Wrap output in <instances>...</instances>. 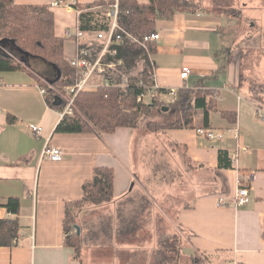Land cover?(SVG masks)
<instances>
[{"label":"crops","instance_id":"obj_1","mask_svg":"<svg viewBox=\"0 0 264 264\" xmlns=\"http://www.w3.org/2000/svg\"><path fill=\"white\" fill-rule=\"evenodd\" d=\"M53 1L15 0V3L36 6L50 5ZM114 1L119 0H76L82 7ZM135 1L147 3V0ZM52 11L56 35L66 40L64 53L69 49L73 58L77 43L66 39V32L75 28L76 12L64 7H53ZM222 17L207 11L176 13L171 19L159 20L155 28L161 34L152 57L159 83L167 88L182 87L184 82L180 76L183 68L188 67L191 71L187 81L189 89L216 93L217 108L210 112L209 129H237L239 142L251 150L249 154L240 155L233 170L219 169L218 152L222 150L232 155L237 141L232 133L222 142L200 136L197 130L207 129L203 111L198 112L192 129L164 131L173 137L171 140L176 146L185 150L191 172L195 171L198 181H203L194 182L198 186H193L190 200L175 211L174 223L180 234L174 233L173 237L179 238L180 260L185 263L203 258L207 264H264V105L250 104L254 107L251 128H242L246 118L240 103L244 98L238 95V89L230 91L227 84L220 87L223 78L218 77L219 67L212 51L216 50L213 35L226 29V20L221 21ZM65 57L70 59L66 54ZM26 67V70L0 72V220L18 219L20 224L17 243L0 247V264H83L75 258L74 250L64 244V220L66 206L82 199L83 186L93 179L96 168L114 169V199L109 204L87 210L83 213L87 214L85 218L101 214L107 218L101 226L106 227L110 225L108 220L112 212V218L122 221L112 222L116 229L131 221L144 226L146 221L143 213L150 200L143 197L139 204L131 198L137 192L133 184L139 178L134 172L135 132L121 128L101 137L55 134L62 119L59 111L48 105L37 81L38 75L48 72L50 67L35 57L28 60ZM198 76L201 77L199 82ZM254 110L257 121L253 117ZM222 112L236 113V124L223 117ZM9 117L16 121L10 122ZM32 125L42 127L40 136L31 132ZM47 146L63 151L62 162L44 157ZM205 176L210 180H203ZM239 180L250 188L251 202L236 208L230 205L240 187ZM10 198L21 201L18 216L4 207ZM221 200L228 206H219ZM133 203L138 207L131 216H126L120 208ZM99 233H95L98 242L102 240ZM103 237L114 247L120 236ZM136 246L134 243L121 246L123 249L114 248L129 253L126 264H143ZM153 257L155 255L151 254V261ZM113 264L123 263L116 260Z\"/></svg>","mask_w":264,"mask_h":264},{"label":"trees","instance_id":"obj_2","mask_svg":"<svg viewBox=\"0 0 264 264\" xmlns=\"http://www.w3.org/2000/svg\"><path fill=\"white\" fill-rule=\"evenodd\" d=\"M108 4L98 2L93 5L106 6ZM120 7L123 11V26L139 39H143L154 31L159 20L171 19L176 13H197L195 7L179 0H147L145 4H140L135 0H120ZM83 8L86 7L75 6V9ZM209 14L219 16L214 12H209ZM80 18L82 19V30H93L90 24L91 18L87 14H83ZM6 39L9 42L5 43V51H0V72L26 70L27 62L24 61H27V58L21 53L24 52L42 60L50 67L48 72L38 75L40 79L50 83L58 77V71H61L62 77L52 85L54 88L64 90L75 84L79 78L77 70L66 60L64 53L66 40L56 35L55 14L51 4L25 6L17 5L15 0H0V42ZM149 48L155 55L157 44H149ZM6 49L10 50V53L6 52ZM144 52L143 48L137 45L121 46L119 47V58L125 61L127 68L134 69L136 61L144 55ZM18 57L21 59L18 60ZM146 64L145 70L148 73L152 67L150 63ZM240 80L242 84V77ZM38 83L41 88L46 89L44 97L48 105L57 111H62L63 105H59L55 91L53 92L50 86L42 84L39 80ZM141 92L142 89L135 86V81L132 82L127 93L122 92L119 88L105 87L96 91H85L76 100V113L73 116H65L56 127L55 134H93L100 137L103 134H113L121 128L135 130L138 128L141 117H145V113H151L153 109L163 113L164 107H168V113H173L177 119L172 123L171 121L165 124L149 123L147 130L150 133L192 129L194 119L199 111L204 112V127L210 128V112L217 108L216 93L202 89L181 88L178 100L172 105L162 103L145 105L138 102ZM250 94L257 105H264V90L262 88L261 91H258L254 87L250 90ZM222 116L228 118L233 124L237 122L236 113L222 112ZM9 121L15 122L16 120L9 117ZM230 156L226 151L218 152L219 169L233 170L235 168ZM114 183V169L98 167L95 169L93 179L84 184L82 199L66 206L64 244L74 250L77 260L81 259L84 237L82 225L78 222L75 212L83 211L88 206L96 208L111 203L114 199ZM4 207L9 213L18 216L21 211V201L18 198H10ZM132 222L123 225L122 233L127 235L122 237L134 236L143 227V225L135 223L136 221ZM77 227L80 228V234H78ZM19 231L18 219L0 220V247L14 246L18 241ZM171 254H174V257ZM154 255L153 264H171V261L182 264L179 238H168L160 242V250ZM202 262L203 260L194 258L186 264H206Z\"/></svg>","mask_w":264,"mask_h":264},{"label":"rangeland","instance_id":"obj_3","mask_svg":"<svg viewBox=\"0 0 264 264\" xmlns=\"http://www.w3.org/2000/svg\"><path fill=\"white\" fill-rule=\"evenodd\" d=\"M179 1L195 7L197 12H214L223 16L220 18L221 21L226 20V29L213 35V39L216 40V50L214 52L213 49L212 57L219 67L218 77L223 78L220 87L223 88L227 84L230 91L233 88L238 89V95L244 98L240 103L246 118L242 128L250 129L251 109H254L250 104L257 105L254 98L251 97L250 90L254 87L258 91H261V88L264 90V0ZM6 52L10 53V50L6 49ZM65 54L68 58H72L69 49L65 51ZM20 59L18 57V60ZM66 60L68 59L66 58ZM37 79L42 84L45 83L39 76ZM200 79L201 77L198 76L197 82ZM225 81L226 83H224ZM45 84L49 86V84ZM54 89L62 91L58 88ZM222 106L224 105L222 104ZM236 106L238 108V103ZM246 112L248 116L245 115ZM163 113L157 109H153L151 113H145V117H141L139 121L138 128L133 130L135 132L133 137L134 172L139 174V178L133 184L137 192L131 198L140 204L144 197L149 199L150 203L147 204V209L143 213L146 220L144 226L135 234L139 235L125 240L119 237L118 244H114V247L119 246L118 248L123 249L122 247L137 243L136 247H139L140 250V261L143 264H153L154 257L151 261V254L154 255V252L156 254L160 250V242L173 238L174 233L180 234L174 223L175 211L190 200L189 196L194 192L193 186L197 188L196 183L203 182L198 181L195 171L191 172L185 150L175 145L176 143L171 140L173 137L168 132L150 133L147 130V125L151 122L165 124L170 121L172 123L177 119L173 113ZM216 117L218 120L217 114ZM253 117L257 121L255 110ZM209 178V176H205L202 179L208 181ZM194 182L196 183L194 184ZM137 207L138 205L135 203L123 204L120 209L126 216H131ZM91 208L94 207L88 206L83 211L75 212L78 222L82 225L84 237L80 260L83 264H113L116 260L118 263H129V253L115 250L110 241L103 239V236L127 235L122 233L123 226L116 229L112 225V222L122 221L118 217L112 218L111 212V218L108 220L110 225L102 227V221L105 222L107 218H103L101 214L85 218L87 214L83 213ZM99 231L102 240L98 242L95 233ZM97 245L102 247L98 248ZM168 255L170 256V254ZM171 255L174 257V254ZM200 259L203 260V258ZM170 263L179 264L177 261ZM202 263H206V261ZM182 264H186L184 260H182Z\"/></svg>","mask_w":264,"mask_h":264},{"label":"built area","instance_id":"obj_4","mask_svg":"<svg viewBox=\"0 0 264 264\" xmlns=\"http://www.w3.org/2000/svg\"><path fill=\"white\" fill-rule=\"evenodd\" d=\"M76 0H54L51 4L53 7H64L74 9L77 15V23L75 28L66 32V39L74 40L77 43V51L73 58L67 62L77 70L79 78L76 83L66 89L60 91L54 89L46 80H42L56 92L58 99L61 100L63 109L59 111L60 119L65 116H73L76 113V100L78 96L85 91H96L99 88H119L122 92L127 93L132 82L135 86L142 89L138 96V102L145 105L154 103H162L164 105H172L178 100L179 90L187 89V81L191 76L188 67L183 68L181 80L184 82L180 88H167L158 81V76L154 70L153 54L149 48V44H158L161 40V34L154 30L143 39H139L132 35L122 23V9L120 0L114 1L106 6L95 5L83 9H75ZM83 14H87L91 18V26L93 30H82ZM137 45L143 48L144 55L140 57L134 69L126 67L123 59L119 58V47L126 45ZM146 63H150L152 69L146 73ZM43 96L46 89L41 88ZM31 132L40 136L43 132L40 126H30ZM198 134L205 137L209 141L222 142L226 139L228 133H232L233 138L237 141L236 151L230 156L233 164L238 162L240 155L249 154L251 150L239 142V134L237 129L230 131L198 129ZM44 157L52 162H62L63 151L56 147L47 146ZM253 175L251 176L252 181ZM240 187L237 190L233 205L236 208L247 206L251 202V190L248 186L242 185V181H238ZM219 206H228L223 200L219 202ZM203 261H205L203 259ZM207 264V263H206Z\"/></svg>","mask_w":264,"mask_h":264},{"label":"water","instance_id":"obj_5","mask_svg":"<svg viewBox=\"0 0 264 264\" xmlns=\"http://www.w3.org/2000/svg\"><path fill=\"white\" fill-rule=\"evenodd\" d=\"M6 42H9V40L6 39V40H2L0 42V51H5V48H6L5 43ZM13 44H15V43L13 42ZM21 53H22L23 56H26L27 61H24V62H27V64H28V60L30 58H32V57L29 54H26L24 52H21ZM61 77H62L61 71H58V77L56 79L52 80L49 84L54 85L55 83H57L61 79ZM58 101H59V105H61L62 104L61 100L58 99ZM163 111L164 112H168L169 108L168 107H164ZM77 231H78V234H80V228L79 227H77Z\"/></svg>","mask_w":264,"mask_h":264}]
</instances>
